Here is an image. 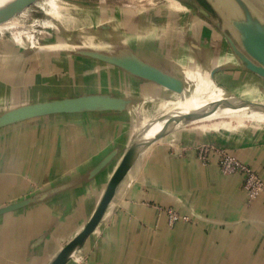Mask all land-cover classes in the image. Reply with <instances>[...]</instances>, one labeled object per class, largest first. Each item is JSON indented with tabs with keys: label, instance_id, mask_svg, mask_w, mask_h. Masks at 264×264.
<instances>
[{
	"label": "crops",
	"instance_id": "crops-1",
	"mask_svg": "<svg viewBox=\"0 0 264 264\" xmlns=\"http://www.w3.org/2000/svg\"><path fill=\"white\" fill-rule=\"evenodd\" d=\"M115 18L94 15L89 20L100 25L83 32L78 16H51L43 20L45 48L33 46V38L0 41V114L85 93L128 100L123 110L39 116L0 127V207L29 199L0 215V264H49L83 228L132 140L133 120L145 109H164L190 94L195 82L251 100L250 92L264 91V79L243 67L210 20L183 13L166 28L164 15L161 24L148 12ZM99 55L181 72L187 88L169 91ZM251 122L187 126L153 142L66 264H264V196L251 200L242 174L222 173L214 157L208 164L198 158L200 144H216L264 177V121ZM113 150L112 163L93 175ZM169 208L186 218L171 225Z\"/></svg>",
	"mask_w": 264,
	"mask_h": 264
},
{
	"label": "water",
	"instance_id": "water-1",
	"mask_svg": "<svg viewBox=\"0 0 264 264\" xmlns=\"http://www.w3.org/2000/svg\"><path fill=\"white\" fill-rule=\"evenodd\" d=\"M176 1L188 9H194V13H196L195 15L210 20L218 26V28L224 33L230 48L240 59L243 67L264 79V0ZM30 2V0H27L24 3L23 9ZM183 13L184 12H180V14ZM185 13L187 14L190 12L187 10ZM180 14H176L174 17ZM190 14L194 15L192 13ZM29 41L32 43L31 40ZM33 46L37 48H45L49 46V43L43 40L41 43H33ZM98 57L109 63H115L139 78L158 84L169 91L182 93L187 88V80L181 72H169L150 62L130 56L128 58L117 57L116 59H112L107 55H99ZM222 90L240 96L229 90ZM243 99L252 103L264 104V100L256 101L245 97H243ZM127 107L128 100L124 98L115 97L109 94L85 93L78 96H68L43 102L30 103L5 111L0 114V127L39 116H49L61 113H79L98 109L123 110ZM178 129L180 128L172 131ZM172 131L165 132L159 139ZM133 139L127 150L119 157V162L108 179L102 196L86 224L72 239L62 246L49 264H66L74 252L83 246L90 234H92L97 228L112 201L119 184L138 159V157L134 158L133 156L135 146ZM116 155V150L111 151L94 167L92 174L95 175L108 167ZM27 202H29V199L0 207V215L6 214Z\"/></svg>",
	"mask_w": 264,
	"mask_h": 264
},
{
	"label": "bare ground",
	"instance_id": "bare-ground-1",
	"mask_svg": "<svg viewBox=\"0 0 264 264\" xmlns=\"http://www.w3.org/2000/svg\"><path fill=\"white\" fill-rule=\"evenodd\" d=\"M26 1L0 0V28L15 27L16 20L13 17L22 11ZM180 6L183 5L176 1L174 7L179 9ZM45 8L47 14L56 19L63 18L62 13L55 10L47 2ZM44 23L47 24V22ZM202 94L209 95L204 96ZM135 120V129L132 134L135 144L134 158L139 157L153 142L159 140L162 134L177 128L193 125L208 126L209 124L214 126V123L223 120L236 123H245L249 120L264 121V104L252 103L233 93L225 92L222 89L213 90L199 82H195L194 90L187 94L185 98L171 102L155 115L143 116L138 114Z\"/></svg>",
	"mask_w": 264,
	"mask_h": 264
},
{
	"label": "rangeland",
	"instance_id": "rangeland-1",
	"mask_svg": "<svg viewBox=\"0 0 264 264\" xmlns=\"http://www.w3.org/2000/svg\"><path fill=\"white\" fill-rule=\"evenodd\" d=\"M30 1L31 2L28 3L22 11L18 12L16 16L13 17L16 20V25L14 28L13 27H9L6 29L0 28V41H5L7 39L11 40V38L18 39V37H21L26 40H30V35H29L30 31L31 32L34 31L37 37L40 40H42L41 32L45 28L43 20L45 21L51 20L50 19L51 16L46 14V10H45L46 2L49 5H51L55 10H58L60 13H62V16L64 18L77 20V16H78L80 18V22L84 24L82 27L83 29H81V31L83 32H89V31L95 30L97 29L95 27L100 25L96 21L94 22V21L89 20V18H93L94 15H96L97 17H101L102 20L108 21V20L113 19V21H108V22L113 23L115 22L114 19H117L115 18L117 14H128V18H129L130 16H133L134 14H139L140 12H148L149 20L152 19V21L155 22L156 24L164 23L162 21L163 19L160 18L162 17V15H164L166 19H165V23L162 25L166 26L167 28L168 21L169 20L172 21L171 17H174L176 14H180V12L185 13L188 10V12L194 15L196 14L194 13V9L191 10L190 8L188 9L185 6H180L179 9L178 8L176 9L174 7L176 0H30ZM30 4H32L31 7H29ZM190 18L196 19L191 16ZM184 20H186L185 17H184ZM88 26L94 27V28H89ZM111 26H114V24ZM69 28L72 30L71 27ZM59 29L63 31L62 27H60ZM106 31L107 30L105 29L104 34H106ZM76 32L77 31H74L72 33L76 34ZM243 84L246 85V82L243 81ZM261 89H264V86H262ZM250 94H251L250 97L254 98V100L256 101L264 100V91H260V92L256 91L255 93L250 92ZM202 95L207 96L209 94H206V95L202 94ZM185 97L186 95L183 97H178L174 101H179ZM145 111L146 112L141 113V115L152 116V115L159 113V111L161 110H160V107L158 108V106H156V107H149V109L148 110L145 109ZM134 121L136 122V120H133L132 132H134V129H135ZM251 121L252 120H249L248 122H245V123H236L230 120H223V121H218L214 123L213 125L220 127V126H226L229 124L230 125H233V124L241 125V124H246V123H255ZM208 126H212V124H209ZM196 127H200V125H193L190 128L194 129ZM111 169H113V167H111ZM74 236L75 234H73L70 237V239H72ZM63 243L64 242H60L58 245H63ZM78 264H81V263L79 262Z\"/></svg>",
	"mask_w": 264,
	"mask_h": 264
},
{
	"label": "built area",
	"instance_id": "built-area-1",
	"mask_svg": "<svg viewBox=\"0 0 264 264\" xmlns=\"http://www.w3.org/2000/svg\"><path fill=\"white\" fill-rule=\"evenodd\" d=\"M29 35L31 36V41L32 38L35 39L37 43L43 41V39L40 40L37 37L34 31H30ZM212 157L217 159V164L222 173H240L244 176L243 188L251 200H256L260 196H264V177H262L259 172L250 165L243 162L238 155L233 154L224 147L212 143H204L198 146V158L201 162L208 164L212 160ZM168 215L171 225L180 218H186V216H181L172 208H169Z\"/></svg>",
	"mask_w": 264,
	"mask_h": 264
},
{
	"label": "trees",
	"instance_id": "trees-1",
	"mask_svg": "<svg viewBox=\"0 0 264 264\" xmlns=\"http://www.w3.org/2000/svg\"><path fill=\"white\" fill-rule=\"evenodd\" d=\"M107 168V167H106Z\"/></svg>",
	"mask_w": 264,
	"mask_h": 264
}]
</instances>
